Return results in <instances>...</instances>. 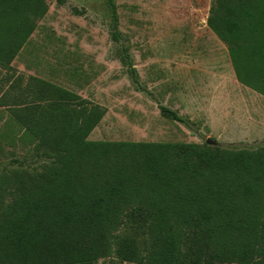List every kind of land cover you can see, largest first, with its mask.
Listing matches in <instances>:
<instances>
[{"label":"trees","instance_id":"16d2710c","mask_svg":"<svg viewBox=\"0 0 264 264\" xmlns=\"http://www.w3.org/2000/svg\"><path fill=\"white\" fill-rule=\"evenodd\" d=\"M105 2L118 43L116 6ZM46 12L45 0H0V69L10 72ZM206 26L236 81L264 97V0H212ZM21 82L0 94L31 145L29 163L0 157V264H264V146L92 142L103 109Z\"/></svg>","mask_w":264,"mask_h":264},{"label":"rangeland","instance_id":"374dc122","mask_svg":"<svg viewBox=\"0 0 264 264\" xmlns=\"http://www.w3.org/2000/svg\"><path fill=\"white\" fill-rule=\"evenodd\" d=\"M211 2L114 0L117 43L105 0H45L47 12L10 72L0 69V94L13 79L24 85L32 77L77 95L105 111L92 142L264 146V97L235 81L226 46L206 26ZM123 48L136 84L121 63ZM159 107L184 123L162 117ZM20 135L0 108V157L31 161Z\"/></svg>","mask_w":264,"mask_h":264},{"label":"water","instance_id":"95a60500","mask_svg":"<svg viewBox=\"0 0 264 264\" xmlns=\"http://www.w3.org/2000/svg\"><path fill=\"white\" fill-rule=\"evenodd\" d=\"M205 144L208 145V146H215V145H217L215 142H213L211 140H206L205 141Z\"/></svg>","mask_w":264,"mask_h":264},{"label":"crops","instance_id":"0c3cea01","mask_svg":"<svg viewBox=\"0 0 264 264\" xmlns=\"http://www.w3.org/2000/svg\"><path fill=\"white\" fill-rule=\"evenodd\" d=\"M235 81H236V79H235ZM237 82V81H236ZM237 84H239L238 82H237ZM240 85V84H239ZM246 88V87H245Z\"/></svg>","mask_w":264,"mask_h":264}]
</instances>
